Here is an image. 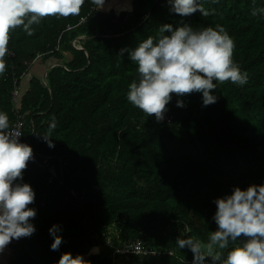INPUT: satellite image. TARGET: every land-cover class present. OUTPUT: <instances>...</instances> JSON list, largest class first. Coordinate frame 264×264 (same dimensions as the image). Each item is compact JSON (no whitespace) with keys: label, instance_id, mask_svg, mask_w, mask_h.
I'll return each mask as SVG.
<instances>
[{"label":"trees","instance_id":"obj_1","mask_svg":"<svg viewBox=\"0 0 264 264\" xmlns=\"http://www.w3.org/2000/svg\"><path fill=\"white\" fill-rule=\"evenodd\" d=\"M201 3L210 15L176 16L169 0H132L131 10L121 12L85 0L78 16L43 17L31 26L32 35L22 26L9 32L0 111L10 125L22 116L23 139L39 157L22 170V182L35 192L28 207L36 210V231L13 240L10 264H55L63 252L79 253L90 264H191L192 253L176 246L177 237L206 242L217 227L213 200L233 186L264 181V0ZM165 23L223 27L247 84L217 81V102L207 107L198 92L170 94L161 122L131 105L128 85L138 73L127 52H118L157 36ZM54 63L45 83L43 74L30 76L36 65L45 71ZM177 99L185 107H177ZM44 161L60 162L61 183L41 169ZM53 224L63 238L57 251L49 247ZM116 224L113 245L140 239L158 253L112 261L105 247L87 256Z\"/></svg>","mask_w":264,"mask_h":264},{"label":"clouds","instance_id":"obj_2","mask_svg":"<svg viewBox=\"0 0 264 264\" xmlns=\"http://www.w3.org/2000/svg\"><path fill=\"white\" fill-rule=\"evenodd\" d=\"M85 0H0V74L6 70L4 57L9 54V32L18 26L32 35L31 26L46 16H78ZM99 8L104 0H92ZM168 11L179 17L199 12L210 15L201 0H169ZM259 11L264 12V9ZM253 14H256L255 10ZM158 35H149L135 48H121L135 63L138 79L128 85L127 101L157 122L165 119L170 94H201V106L217 102L216 82L230 81L237 86L248 82V74L233 59V39L219 25L194 28L189 23L176 27L162 24ZM167 33V34H165ZM176 106L185 107L182 99ZM166 120V119H165ZM54 127V122L50 125ZM9 117L0 111V252L13 240L30 237L36 231L32 220L36 210L35 192L23 183L22 170L33 156L30 145L21 142L19 132L9 131ZM48 146L54 147L44 137ZM212 220L217 226L208 233L207 241L192 237H177L179 249L192 253L191 264H264V181L245 188L233 186L213 200ZM185 231L191 228L185 225ZM61 227L49 228L50 250L57 251L63 242ZM243 237L244 239H238ZM55 264H90L81 254L61 253Z\"/></svg>","mask_w":264,"mask_h":264},{"label":"built area","instance_id":"obj_3","mask_svg":"<svg viewBox=\"0 0 264 264\" xmlns=\"http://www.w3.org/2000/svg\"><path fill=\"white\" fill-rule=\"evenodd\" d=\"M84 19L85 18H82V21H84ZM73 45H75V42H73ZM15 102H17V97L15 98ZM22 126H23L22 116H17L16 121H14V123L9 128V131H11L13 133L19 132L21 134V136L18 138L21 142H23L22 141ZM30 160L35 162L36 157L33 155ZM42 166L44 168H46L47 171L53 177L58 178L56 175V170H55L54 166H49L47 164H42ZM61 182L62 181H59V183H61ZM70 191H72L71 194L73 196H76V194L73 190H70ZM111 229H113V227H111ZM112 233H113V231H112ZM112 233L108 229L103 234V236L101 237V240H100V242L102 243V245L104 247H110L112 249L111 253L118 254L119 256H126V255H130V254H135V255H137V254H142V255L152 254L153 255V254L158 253L156 250L146 249L144 247L143 242L140 239H135L133 241L123 240V241H120V243L118 245H113V243H112L113 234Z\"/></svg>","mask_w":264,"mask_h":264},{"label":"crops","instance_id":"obj_4","mask_svg":"<svg viewBox=\"0 0 264 264\" xmlns=\"http://www.w3.org/2000/svg\"><path fill=\"white\" fill-rule=\"evenodd\" d=\"M132 8V0H105L104 3L98 8L102 11L114 10L116 12L121 11H130ZM44 72V68L42 66L36 65V67L31 70V75L41 76ZM27 87V82L24 81L21 86V90L19 96L24 93ZM19 99V98H18ZM13 241L6 245L2 252H0V264H10L11 260L14 257V252L11 248ZM95 247V246H94ZM96 254V253H95Z\"/></svg>","mask_w":264,"mask_h":264},{"label":"bare ground","instance_id":"obj_5","mask_svg":"<svg viewBox=\"0 0 264 264\" xmlns=\"http://www.w3.org/2000/svg\"><path fill=\"white\" fill-rule=\"evenodd\" d=\"M23 122V121H22ZM14 123V122H13ZM12 123V124H13ZM11 124V125H12ZM10 125V126H11ZM22 141H23V143H26L25 141H24V139H23V136H22ZM34 155V154H33ZM35 157H36V161L35 162H33V161H31V160H29L30 162H32V163H38L37 162V158H39V157H37L36 155H34ZM46 160V159H45ZM43 164H47V165H49V166H54L55 167V170H56V175H57V177L58 178H55V177H53L48 171H47V169L46 168H44L43 166H42V164H41V169H43V170H45L51 177H53V178H55L56 180H58V181H61V169H60V167H61V164H60V162L59 163H50L49 161H44V163ZM69 192H72V191H69ZM128 240V239H127ZM128 241H133V240H128ZM111 253V252H110ZM111 256L110 257H112L111 259H112V261L116 258V257H119V255L118 254H115V253H111L110 254ZM137 255H142V254H137Z\"/></svg>","mask_w":264,"mask_h":264},{"label":"rangeland","instance_id":"obj_6","mask_svg":"<svg viewBox=\"0 0 264 264\" xmlns=\"http://www.w3.org/2000/svg\"><path fill=\"white\" fill-rule=\"evenodd\" d=\"M114 11V10H113ZM20 90H21V88L19 89V93H20ZM165 120V119H164ZM117 228H119V225L118 224H116L114 227H113V229H111V227L109 226L108 227V229L110 230V232L112 233V231L114 230V229H117ZM113 234V233H112ZM105 247L102 245V244H97L95 247H92L89 251H88V253L86 254L87 256H89V255H93V254H95V253H98V252H100L101 250H103V251H105L106 249H104ZM113 261H115V259L113 260ZM114 264H123V261H116Z\"/></svg>","mask_w":264,"mask_h":264},{"label":"water","instance_id":"obj_7","mask_svg":"<svg viewBox=\"0 0 264 264\" xmlns=\"http://www.w3.org/2000/svg\"><path fill=\"white\" fill-rule=\"evenodd\" d=\"M56 63H54V64H50L49 66H47L46 67V69H45V71H44V73H43V76H42V81L45 83V77H46V73H47V71L52 67V66H54Z\"/></svg>","mask_w":264,"mask_h":264}]
</instances>
